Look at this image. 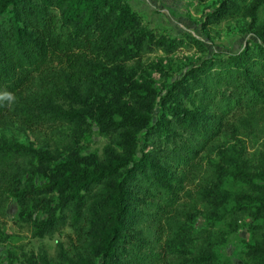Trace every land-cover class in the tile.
Masks as SVG:
<instances>
[{"label":"trees","instance_id":"trees-1","mask_svg":"<svg viewBox=\"0 0 264 264\" xmlns=\"http://www.w3.org/2000/svg\"><path fill=\"white\" fill-rule=\"evenodd\" d=\"M207 18H249L250 37L170 76L148 57L206 47L128 0H0V210L74 232L41 264H233L217 247L240 223L244 264H264V0ZM94 130L107 143L85 153Z\"/></svg>","mask_w":264,"mask_h":264},{"label":"rangeland","instance_id":"rangeland-1","mask_svg":"<svg viewBox=\"0 0 264 264\" xmlns=\"http://www.w3.org/2000/svg\"><path fill=\"white\" fill-rule=\"evenodd\" d=\"M128 2L140 13L148 27L158 28L174 37L189 34L200 40L206 47L205 52L195 48H181L169 56L162 52L151 54L148 62L154 64L161 62V67H164L170 76L183 73L214 51L236 52L250 37V33L246 31L249 18H230L231 20L221 18L219 21L207 23V15L220 6L221 0H128ZM154 77L160 86L161 75L155 71ZM12 135L26 143L40 142L39 138L33 135L25 136L18 132H13ZM106 143V138L94 130L82 146L85 153H100ZM231 144H234L233 140ZM254 152L255 148H251L249 156H253ZM263 162L262 157L254 156V166L264 167ZM17 215L18 205L13 199L6 202L4 209L0 210V264H41L42 249L52 256L58 242L66 244L70 237H74V232L67 228L53 237H33L27 223ZM203 223V220L199 218L197 226L200 227ZM240 224L241 226L235 232H226L224 243L217 247L221 256L229 259L233 264H244L249 261L244 247L249 234L247 228Z\"/></svg>","mask_w":264,"mask_h":264},{"label":"clouds","instance_id":"clouds-1","mask_svg":"<svg viewBox=\"0 0 264 264\" xmlns=\"http://www.w3.org/2000/svg\"><path fill=\"white\" fill-rule=\"evenodd\" d=\"M0 99H6L8 101H14L15 97L12 93L3 92V93H0Z\"/></svg>","mask_w":264,"mask_h":264}]
</instances>
